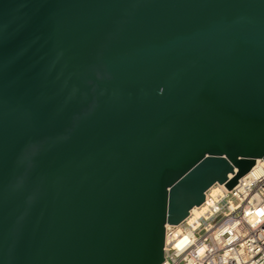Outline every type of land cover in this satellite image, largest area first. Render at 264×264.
<instances>
[{
    "label": "water",
    "instance_id": "1",
    "mask_svg": "<svg viewBox=\"0 0 264 264\" xmlns=\"http://www.w3.org/2000/svg\"><path fill=\"white\" fill-rule=\"evenodd\" d=\"M263 157L264 0H0V264H163Z\"/></svg>",
    "mask_w": 264,
    "mask_h": 264
},
{
    "label": "built area",
    "instance_id": "2",
    "mask_svg": "<svg viewBox=\"0 0 264 264\" xmlns=\"http://www.w3.org/2000/svg\"><path fill=\"white\" fill-rule=\"evenodd\" d=\"M204 203L166 226L163 264H264V157L231 191L209 189Z\"/></svg>",
    "mask_w": 264,
    "mask_h": 264
},
{
    "label": "bare ground",
    "instance_id": "3",
    "mask_svg": "<svg viewBox=\"0 0 264 264\" xmlns=\"http://www.w3.org/2000/svg\"><path fill=\"white\" fill-rule=\"evenodd\" d=\"M233 176H231V178H232ZM197 211H198V208H195L194 210H193V213L195 214V213H197Z\"/></svg>",
    "mask_w": 264,
    "mask_h": 264
}]
</instances>
